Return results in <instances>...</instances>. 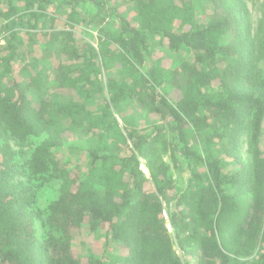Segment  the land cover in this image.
Returning <instances> with one entry per match:
<instances>
[{
    "label": "trees",
    "instance_id": "obj_1",
    "mask_svg": "<svg viewBox=\"0 0 264 264\" xmlns=\"http://www.w3.org/2000/svg\"><path fill=\"white\" fill-rule=\"evenodd\" d=\"M0 20V264H264V16L245 0H0Z\"/></svg>",
    "mask_w": 264,
    "mask_h": 264
},
{
    "label": "rangeland",
    "instance_id": "obj_2",
    "mask_svg": "<svg viewBox=\"0 0 264 264\" xmlns=\"http://www.w3.org/2000/svg\"><path fill=\"white\" fill-rule=\"evenodd\" d=\"M246 4L248 6L249 12H250V16L252 18V20L254 21L255 25L259 23V21H261L263 19L264 16V0H245ZM84 12V8L81 9L80 13ZM79 16H76V22L73 24H69V20H67L65 22V27L66 28H71L73 29V31H75L76 33H78L79 35H83V31L85 30L82 26H80L79 22ZM69 21V22H68ZM2 21L0 20V23ZM45 27V26H44ZM46 29V28H45ZM106 29L112 33H115L119 30L118 24L116 23L115 20H112V22L110 21L108 24H106ZM90 34L92 35L90 37V39L96 43V34L97 32L92 31L90 32ZM40 39L42 40H38L40 42H43V40L45 39L44 36H40ZM160 48H161V52H164L165 54L168 53L167 48H166V42H163L162 44H160ZM260 66L264 69V58L262 57L260 60ZM127 115H128V121L125 122L124 125L128 126L129 128L132 127L133 124H135L136 119L134 118V116L132 115L131 111H126ZM119 118V117H118ZM119 121L121 122V120L119 119ZM122 124V122H121ZM262 137L264 139V126H263V131H262ZM242 156L244 157V159L249 162L250 160V154L248 152V138L247 135H244L242 138ZM11 145L14 148H19L18 143H16L14 140H11ZM34 145V140L30 139L29 141H27V143L25 144V146L23 147L24 151H29V149ZM164 160L169 162V158L168 157H164ZM141 168L144 171V173L148 174V170L144 165V161L141 160ZM172 176L173 177H178V175H180V171L179 169H175L172 168ZM56 189H57V184L55 182H50L48 183V185H46L44 188H42L40 195H39V204L42 208H45L46 205L49 203L50 200H52L55 196H56ZM165 213V217H166V210L164 211ZM169 227V225H168ZM37 230L39 235L42 234V231L40 230V226H37ZM90 239L91 237L89 236L88 233L85 232V230H82L80 233H76L75 235V240H74V244L76 247V250L78 253L82 252V249L84 248V244L89 243L90 244Z\"/></svg>",
    "mask_w": 264,
    "mask_h": 264
},
{
    "label": "built area",
    "instance_id": "obj_3",
    "mask_svg": "<svg viewBox=\"0 0 264 264\" xmlns=\"http://www.w3.org/2000/svg\"><path fill=\"white\" fill-rule=\"evenodd\" d=\"M3 41H2V39H0V43H2Z\"/></svg>",
    "mask_w": 264,
    "mask_h": 264
}]
</instances>
